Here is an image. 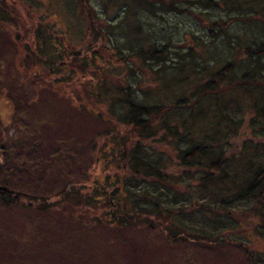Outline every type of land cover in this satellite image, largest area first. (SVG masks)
I'll list each match as a JSON object with an SVG mask.
<instances>
[{
	"label": "trees",
	"instance_id": "16d2710c",
	"mask_svg": "<svg viewBox=\"0 0 264 264\" xmlns=\"http://www.w3.org/2000/svg\"><path fill=\"white\" fill-rule=\"evenodd\" d=\"M120 1L128 8L104 17L94 0H61L70 8L65 10L70 31L82 25L75 40L50 29L41 6L0 0V40L15 5L35 16L23 21L24 35L15 39L26 53V78L56 94L79 86L84 99L75 103L78 110L113 123L106 142L92 149L99 163L118 173L106 170L103 181L89 174L107 192L94 188L93 200L102 198L108 222L149 229L157 223L172 244L188 236L201 243H235L251 263L264 264L255 239L225 237L264 230V0H103L102 6L109 11ZM158 12L184 15V24L195 25L188 28L189 41L178 46L188 52L174 53L179 66L170 43L148 30V18ZM121 18L115 26L114 19ZM197 52L202 62L195 60ZM142 67L144 79L137 73ZM185 67L193 76L189 88V79L175 75ZM121 68L135 79L117 74ZM153 78L156 88L150 85ZM144 82L149 84L141 86ZM244 104L246 118L241 117ZM82 184L65 189L79 196ZM12 190L0 185V203L8 208L22 202ZM22 197H30V204L36 198ZM199 224L212 227L211 232L201 231Z\"/></svg>",
	"mask_w": 264,
	"mask_h": 264
},
{
	"label": "rangeland",
	"instance_id": "374dc122",
	"mask_svg": "<svg viewBox=\"0 0 264 264\" xmlns=\"http://www.w3.org/2000/svg\"><path fill=\"white\" fill-rule=\"evenodd\" d=\"M26 2L42 7L49 16L50 29L77 40L82 25L70 31L69 16L65 14V10L70 13L67 3L64 5L61 0ZM94 2L100 4L97 7L104 17L128 8L124 3L119 6L120 1L113 3L108 11L102 6L103 0ZM14 9L10 19L4 20L2 30L6 33H1L4 37L0 40V185L13 189L22 202L9 208L0 203V264H253L242 245L201 243L189 236L172 244L157 223L154 224L158 229H149L139 226L141 224L120 228L108 222L102 198L93 200V196L107 192L93 179L103 181L106 170L112 175L118 171L114 167L108 169L106 162L99 163L92 145L101 146L106 142L113 123L109 124L106 116H90L78 110L81 106L76 107L75 103L84 95L79 86H68L64 94H56L43 86L37 88L31 78H26V53L15 39L18 34L24 35L22 24L30 17L17 5ZM30 19L36 17L32 15ZM116 20L115 26L123 19ZM184 20V15L158 12L146 21L150 35L158 34L163 44L170 43L176 66L181 63L174 53L183 56L188 52L187 47L180 49L178 46L189 41L188 28L195 26L188 21L184 24ZM201 59L202 54L197 52L195 60L202 62ZM184 61L190 62L191 58L185 57ZM120 71L117 74L124 77L125 72L122 68ZM143 72L146 73L144 67L137 71L138 77L144 79ZM130 73L127 71L126 75L134 80L135 75ZM175 75H180L182 80L189 79L185 80V87H191L193 76L189 67L183 72L176 70ZM146 78L152 77L146 74ZM155 83L154 78L151 79L152 88L157 87ZM148 84L144 82L141 86ZM103 100H98L99 107L106 109ZM90 103L92 105L91 100ZM242 111L241 117L246 118L245 104ZM91 172L93 179L89 177ZM73 182H83L79 196L74 190L65 189L69 184L72 187ZM96 187L98 194L94 190ZM23 195L36 197L34 203L30 204V197ZM41 202L53 208L40 210L37 205ZM199 225L206 234L212 230L205 224ZM238 232L226 233L225 237L234 240L240 235L246 242L255 239V250L264 253L263 229L256 231L257 234ZM216 235L221 238L218 233Z\"/></svg>",
	"mask_w": 264,
	"mask_h": 264
}]
</instances>
